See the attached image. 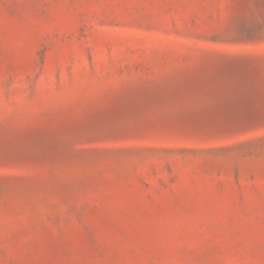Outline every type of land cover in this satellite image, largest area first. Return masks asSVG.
I'll return each instance as SVG.
<instances>
[{"label":"rangeland","instance_id":"1","mask_svg":"<svg viewBox=\"0 0 264 264\" xmlns=\"http://www.w3.org/2000/svg\"><path fill=\"white\" fill-rule=\"evenodd\" d=\"M0 264H264V0H0Z\"/></svg>","mask_w":264,"mask_h":264}]
</instances>
